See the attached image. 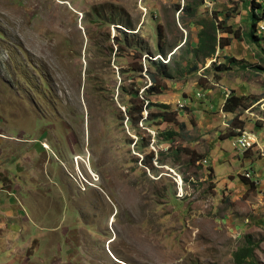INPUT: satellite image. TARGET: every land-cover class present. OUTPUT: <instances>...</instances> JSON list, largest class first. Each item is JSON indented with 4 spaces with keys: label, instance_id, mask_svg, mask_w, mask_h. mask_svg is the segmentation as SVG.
<instances>
[{
    "label": "rangeland",
    "instance_id": "rangeland-1",
    "mask_svg": "<svg viewBox=\"0 0 264 264\" xmlns=\"http://www.w3.org/2000/svg\"><path fill=\"white\" fill-rule=\"evenodd\" d=\"M208 2L220 13L240 6L233 23L245 29L242 0H0V264H235L248 240L264 264V68L258 45L233 38L216 65L211 57L189 71L186 42L211 17ZM187 3L195 16L178 10ZM95 13L131 22L140 48L120 49L121 32ZM172 53L173 77H159L164 90L151 99L171 110L183 101L186 127L159 126L184 137L173 149L155 127L128 123L121 88L132 81L122 66ZM226 55L239 63L220 71ZM221 86L259 101L220 114ZM232 120L255 132V145L232 146L248 140L243 130L219 138ZM184 147L202 159L192 163ZM151 151L156 171L142 161ZM247 170L257 188L242 180ZM85 179L96 186L83 191Z\"/></svg>",
    "mask_w": 264,
    "mask_h": 264
},
{
    "label": "trees",
    "instance_id": "trees-1",
    "mask_svg": "<svg viewBox=\"0 0 264 264\" xmlns=\"http://www.w3.org/2000/svg\"><path fill=\"white\" fill-rule=\"evenodd\" d=\"M203 3V1H200ZM197 6V5H196ZM191 3L185 4L183 10L188 16H195V11L197 12V8ZM241 6L246 9L247 15L245 20H242L245 24V29H240L236 27L233 23L234 18L237 14H239L238 10H241L240 6L228 8L222 13L218 10L217 7L213 8L209 15L210 18L202 17L201 19L196 21V24L200 26V29L197 34V40L186 42L189 46L188 51L191 54V60L189 68L190 72H196L199 69L200 62H206L208 58L213 57L214 59L218 56L219 52H226L225 47L232 43L233 38H237L239 41H247L250 44H255L258 48V55L261 59V64L256 65L255 68L263 69L264 68V27L259 25L260 22H264V0H242ZM178 9L180 8V4L177 5ZM96 16V23H106L117 25L116 28L119 32H121L120 36L116 37V42L119 43L120 49L121 45H135L140 40L137 38L136 33L128 32L120 26H123L127 29H133L131 22L122 19L115 18L110 16L107 20L104 15L94 14ZM207 16V15H206ZM220 32H226L227 36H218ZM132 33V34H130ZM162 27L161 25L157 26V36H158V45L157 52L159 54L165 55V45L162 44ZM134 36V38H133ZM166 38V37H165ZM164 38V39H165ZM194 42V43H193ZM138 48H140V44L137 43ZM136 46V47H137ZM180 46L179 48H182ZM143 50V49H141ZM150 50L148 49L149 53ZM149 60V66H145L142 63H139L137 67L132 65H128L127 67H121V73L123 75H128L132 81L129 84V87L125 89L126 86H122L123 92L127 94L126 98L123 100V104L126 107V114L128 117V123L133 127H137L140 129L139 124L142 122V126L145 127V130L155 127L157 130V138L158 142L165 141L171 145V149H173V145L177 141V139L184 138L182 135L177 134V130L171 127H165L163 129L159 128V126L163 123H175L178 124L179 127H186L185 122H179L177 119V114H179L176 110H171L170 105L160 102L154 101L151 99V96L154 94H160L164 90V86L159 82V77L161 78H172V66L170 64V60L177 61L175 59V54H171V58L165 62L161 59H153L147 56ZM216 60L212 63L216 65ZM239 61L234 56H224V60L219 62L217 65V69L220 71H225L233 68L238 65ZM263 64V65H262ZM206 69V70H205ZM204 70L209 71V67H206ZM145 74H147L151 79V84L148 85V82L145 81ZM220 76H217L219 79ZM143 89L141 93V89ZM230 91L226 96V90L223 86H221L222 93V102L214 103L213 105L218 107L216 112L218 113H235L239 108H249L254 103L259 101L258 97L249 98L246 94H238L232 88H228ZM198 96V95H197ZM195 96V97H197ZM200 97V96H198ZM249 98V99H247ZM211 106L212 109L214 106ZM157 110H154V109ZM145 110L148 111V115L144 118ZM237 119V118H236ZM231 126L229 125V131L223 136L219 135V138L226 139L228 137H235L239 134L240 131L238 128H243L241 122L239 124L236 123L235 120H232ZM238 131V132H237ZM150 138H151V134ZM175 135H178L175 137ZM146 138L144 135L141 136V140H137L135 144H137V148L139 151H143L144 147L147 145L145 143ZM151 140V139H150ZM178 151V150H177ZM180 151V150H179ZM181 151H186L189 153L192 163H196L200 161L203 157V154H199L193 150L188 148H183ZM247 151V150H246ZM156 153L151 151L148 157L151 158V161H147L145 158L142 160L144 164L149 168L151 166L153 171H156V167L153 165V159ZM165 163V162H164ZM210 171H213V167L209 168ZM248 178L242 175V180L249 184L250 187L257 188L256 180ZM255 245L251 240H248L247 243L237 248V250L233 253L235 264H259L254 256Z\"/></svg>",
    "mask_w": 264,
    "mask_h": 264
},
{
    "label": "clouds",
    "instance_id": "clouds-1",
    "mask_svg": "<svg viewBox=\"0 0 264 264\" xmlns=\"http://www.w3.org/2000/svg\"><path fill=\"white\" fill-rule=\"evenodd\" d=\"M208 5H209V11L211 12L212 10H213V7H214V2L212 3V2H208L207 3ZM183 8H184V4L183 5H181L180 4V8L178 9V10H180V11H183ZM113 25V24H112ZM259 25L261 26V27H264V22H260L259 23ZM115 28H116V26L117 25H113ZM120 27H122L123 29H125V27H123V26H120ZM126 30V29H125ZM136 33V32H135ZM161 56V55H160ZM170 58H171V54H170ZM156 59H161V60H163V61H165L162 57L160 58V57H156ZM169 60V59H168ZM213 60H215V59H213ZM165 62H167V61H165ZM212 62V61H211ZM208 65H210V60H209V62L205 65V66H202L201 68H200V70H204L206 67H208ZM145 81H147L148 82V85H150L152 82H151V79H150V77L147 75V74H145ZM224 87V86H223ZM143 89L144 88H142L141 90L143 91ZM142 93V92H141ZM197 95L198 96H200V93H197ZM178 101H181L180 99L179 100H177V103H176V108H177V110L176 111H178V110H180V109H182L181 107H178L177 106V104H178ZM181 102H183V101H181ZM185 103V106H186V102H184ZM184 106V107H185ZM183 107V108H184ZM147 115H148V111L147 110H145V112H144V118H146L147 117ZM242 129V128H241ZM257 134V133H256ZM42 145H43V142H42ZM46 145H48V144H46ZM46 145H44L45 147H47ZM43 146V147H44ZM44 147V148H45ZM49 149V148H48ZM206 160V161H205ZM205 163L206 162H208V159L207 158H205L204 160H203ZM247 171H249V170H247ZM251 172H252V170H250ZM246 172V171H245ZM245 172H244V176H245ZM9 177V176H8ZM246 177V176H245ZM251 177H252V174H251ZM248 178H250V177H248ZM87 180L85 179V183H87V185H84L85 187H83V188H81L83 191H87L88 189H87V187L88 186H96L95 185V182H93L94 180H92V181H87ZM12 182V181H11ZM12 183H14V182H12ZM0 188H1V186H0ZM2 189V188H1ZM112 240H110L109 241V243L111 242ZM112 257V256H111Z\"/></svg>",
    "mask_w": 264,
    "mask_h": 264
},
{
    "label": "built area",
    "instance_id": "built-area-1",
    "mask_svg": "<svg viewBox=\"0 0 264 264\" xmlns=\"http://www.w3.org/2000/svg\"><path fill=\"white\" fill-rule=\"evenodd\" d=\"M229 91H226V96L228 95ZM238 130H243L248 132V143H241L240 141H232V146L238 150H240V144H256V140H255V132L254 131H247L246 129H238ZM252 172L246 171L245 172V176L246 177H251Z\"/></svg>",
    "mask_w": 264,
    "mask_h": 264
},
{
    "label": "bare ground",
    "instance_id": "bare-ground-1",
    "mask_svg": "<svg viewBox=\"0 0 264 264\" xmlns=\"http://www.w3.org/2000/svg\"><path fill=\"white\" fill-rule=\"evenodd\" d=\"M241 143H248V140H242L240 141ZM243 146V149H247L250 147L252 144H241ZM47 146V145H46ZM125 263V262H124Z\"/></svg>",
    "mask_w": 264,
    "mask_h": 264
}]
</instances>
